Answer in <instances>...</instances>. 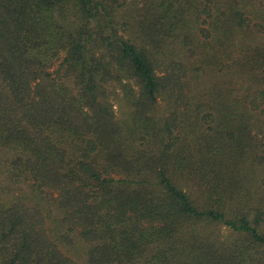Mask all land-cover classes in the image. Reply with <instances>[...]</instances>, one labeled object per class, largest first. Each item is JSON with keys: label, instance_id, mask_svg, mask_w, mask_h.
<instances>
[{"label": "trees", "instance_id": "trees-1", "mask_svg": "<svg viewBox=\"0 0 264 264\" xmlns=\"http://www.w3.org/2000/svg\"><path fill=\"white\" fill-rule=\"evenodd\" d=\"M109 1L0 0V155L16 154L0 157V171L58 193L65 225L89 245L88 264H264V210L243 203L242 176L251 155L264 166V45L243 43L252 31L264 35V0L145 3L144 41L193 25L218 69L242 84L219 85L215 114L195 97L193 110L149 124L148 146L133 153L100 76L110 77L114 62L126 68L144 118L162 92L184 99L183 76L158 74L146 48L118 34ZM66 8L75 30L59 22ZM47 234L24 203L0 206V264H76Z\"/></svg>", "mask_w": 264, "mask_h": 264}, {"label": "rangeland", "instance_id": "rangeland-1", "mask_svg": "<svg viewBox=\"0 0 264 264\" xmlns=\"http://www.w3.org/2000/svg\"><path fill=\"white\" fill-rule=\"evenodd\" d=\"M148 1L151 0H110L111 16L109 18L112 19V25L117 29L119 35L132 39L139 46L146 48L158 74L173 72L178 68L183 76L185 94L184 99L177 102L169 91L162 92L156 105L146 112L144 118L137 112L136 100L139 98L140 92L137 81L132 77L130 78V73L126 68L114 62L110 77L100 76L103 77L102 86L107 100L115 112L116 120L122 129L130 153L148 146V140L152 138V135L146 133L147 126L149 130V124L155 126L157 124L162 127L166 118L177 108L185 111L190 106V110H193L192 102L195 97H200L206 103L202 112L214 113L213 110L216 107L213 99L215 92L221 87L219 85L224 83L228 85L230 81L236 80L233 86L237 90L242 84L238 78L231 76V73L228 72L229 69L224 71L218 69L216 63L211 59V55H209L211 47L199 41L196 36L197 30L193 25V28L181 31L175 37L163 36L155 44L151 40L144 41V36L138 27V20L146 14L147 9L144 6ZM57 17L59 22L69 30H75L79 26L77 17L71 8L59 11ZM243 43L249 49L255 46H263L264 35L252 31V35L247 36ZM109 56L110 54L107 55L108 58ZM63 58L64 53L61 54L60 59L55 61L54 68L59 67ZM243 90L245 91L244 87ZM241 92L243 93V91ZM158 146L159 142L155 145L152 142L149 148H158ZM5 152V154L0 155L2 157L1 162L9 160L7 161L9 163L11 157L16 156V154L13 151L6 150ZM253 157L254 155L249 156L242 173L245 192L247 193L243 203L248 207H261L264 210V185L262 183L264 166L256 165ZM5 170L4 168L0 171V206H9L20 201L30 210L40 213L43 216L47 235L56 242L58 248L71 259H74L76 264H88L87 251L89 245L79 235L78 230L72 232L65 225L63 221L64 212L57 204L58 193L54 191L39 192L33 187L30 178L21 177L17 179L19 181L11 183ZM183 182L188 192L198 196L193 182L185 180ZM210 230L213 231L214 229L210 227ZM67 234L70 240L66 239ZM215 234L220 239H228V242L235 240L234 236H231L221 227H215Z\"/></svg>", "mask_w": 264, "mask_h": 264}]
</instances>
